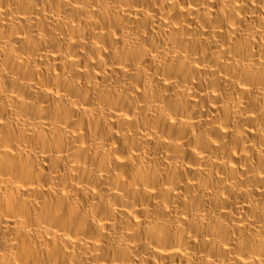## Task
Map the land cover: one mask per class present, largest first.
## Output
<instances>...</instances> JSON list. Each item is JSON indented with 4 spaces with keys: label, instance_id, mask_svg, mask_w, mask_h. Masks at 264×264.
<instances>
[{
    "label": "bare ground",
    "instance_id": "obj_1",
    "mask_svg": "<svg viewBox=\"0 0 264 264\" xmlns=\"http://www.w3.org/2000/svg\"><path fill=\"white\" fill-rule=\"evenodd\" d=\"M0 264H264V0H0Z\"/></svg>",
    "mask_w": 264,
    "mask_h": 264
}]
</instances>
